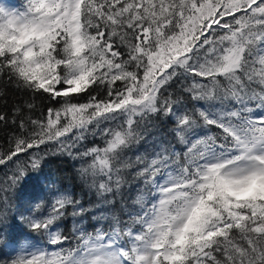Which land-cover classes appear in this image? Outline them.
<instances>
[{"label":"snow or ice","instance_id":"obj_1","mask_svg":"<svg viewBox=\"0 0 264 264\" xmlns=\"http://www.w3.org/2000/svg\"><path fill=\"white\" fill-rule=\"evenodd\" d=\"M10 90L0 264H264V0H0ZM49 156L79 162L106 224Z\"/></svg>","mask_w":264,"mask_h":264},{"label":"trees","instance_id":"obj_2","mask_svg":"<svg viewBox=\"0 0 264 264\" xmlns=\"http://www.w3.org/2000/svg\"><path fill=\"white\" fill-rule=\"evenodd\" d=\"M9 4L14 6H20L23 3V0H7ZM14 90H10L9 95L7 97L8 104L5 107L3 103H0V111L7 112L9 116H11V108L14 100H20L21 96L19 94H13ZM36 104L39 106L41 105V101L37 99ZM45 108L47 107V102H44ZM39 115V113H37ZM158 129L163 130V134L168 136V139H172L170 134V129L172 124L166 122L164 120L156 121ZM12 126L9 124L7 128L0 127V151L7 152L9 151V139L12 136ZM88 146H92V138L90 137L87 142H85ZM96 145L103 146V141L99 139L96 140ZM43 147V146H42ZM144 146H139V150L143 151ZM136 148L134 147L133 151ZM79 167L78 161H73L69 159L67 156H49L46 166L41 173V176L50 177L52 180L56 181L58 187L67 188L69 191H74L77 199H80L86 209H89V213L84 217L83 223L84 226L88 228L89 231L92 230L90 227L93 224H96L98 227L101 225L106 224L107 221H97L94 220L91 216V212L95 211L97 216L103 213L104 216L108 217L110 215L108 211V206L98 204L99 198L95 192L89 191L87 187L83 186L78 179L77 175V168ZM9 173V168L6 166H0V180L4 179L5 174ZM130 182V185H125V193L128 192L129 186L134 187V182L132 181V177L127 178ZM39 177L31 176L30 178L26 179L22 189L20 190L21 196L31 195L33 190L39 184ZM131 201H129V205ZM117 209L121 207L119 202V197H117ZM66 230L69 234L72 231V224H71V217L66 225Z\"/></svg>","mask_w":264,"mask_h":264},{"label":"rangeland","instance_id":"obj_3","mask_svg":"<svg viewBox=\"0 0 264 264\" xmlns=\"http://www.w3.org/2000/svg\"><path fill=\"white\" fill-rule=\"evenodd\" d=\"M7 2H8V1H7ZM8 3H9V2H8ZM10 5H12V4H10ZM13 6H14V5H13ZM16 7H19V6L16 5Z\"/></svg>","mask_w":264,"mask_h":264}]
</instances>
